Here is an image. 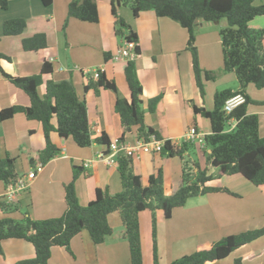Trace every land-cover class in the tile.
Here are the masks:
<instances>
[{
  "label": "crops",
  "instance_id": "1",
  "mask_svg": "<svg viewBox=\"0 0 264 264\" xmlns=\"http://www.w3.org/2000/svg\"><path fill=\"white\" fill-rule=\"evenodd\" d=\"M72 2L54 0L51 6L46 7L41 0H11L7 10H0V53L10 58V61L2 60L0 67L13 77H31L40 74L44 63L52 64L53 73L43 76L39 95H45L49 81L70 83L86 101L94 137L105 133L111 142L120 140L124 129L115 111V103L119 98L130 101L131 91L125 76L128 61H115L114 56L124 48L125 39L116 35L115 18L109 0H97L98 23L69 18L68 9ZM119 15L138 36L140 53L133 62L143 87L142 109L146 125L157 131L162 141H170L176 146L185 143L184 137L192 128L204 137L211 134L210 121L197 111H212L217 92L240 90L234 73L222 75L221 22H199L195 28V47L200 67L214 76L213 80L201 79L204 88L202 94L192 68L188 33L179 23L169 18H159L153 11L142 12L134 18L128 7L120 8ZM12 19L25 20L26 28L22 35H4V24ZM257 19L251 22V27L264 29L256 25ZM37 34L46 35L47 48L38 52L24 51L22 41ZM1 69L0 111L13 106H30L27 94L4 78ZM97 71L115 82L117 91L101 89L97 92L90 89L85 92V86L97 81ZM215 78L219 81H215ZM246 95L251 102L247 108L248 114L258 115L259 134L264 138V89L259 90L251 84L247 87ZM158 97L159 103L154 111H150L149 101ZM234 122L230 123L232 128L235 127ZM51 137L62 154L41 168L17 203L21 205L23 202L22 205L33 219L43 221L63 216L67 209L65 186L73 181L75 167L81 172L75 181L76 197L81 206L93 201L98 189L107 190L111 195L123 191L118 165L108 166L103 161L104 147L93 143L89 148H79L70 138H61L56 133ZM136 140V129L124 136L127 144H133ZM45 146L42 124L28 120L23 114L0 124V154L3 159L10 156L17 160V170L21 176L35 169L31 161L39 157ZM132 161L133 171L140 176L143 186L146 187L150 177L162 170L165 194L169 196L177 190L184 168L179 158H170L161 153H142L133 157ZM185 161L188 167L197 172L195 165L198 163L189 153L184 156ZM220 180L223 182L221 187L232 193L237 187L252 190L253 186L241 175L224 176ZM1 188L3 192L0 198L7 191L4 184ZM257 190H264V187ZM156 216L159 264H168L169 261L192 254L203 241H208L204 244H210L211 239H215L214 236L208 238L215 232L211 226L218 222V226L226 228L225 236L263 227L264 203H187L175 210L169 220L164 219L162 211H157ZM21 217V213L13 215L17 219ZM108 222L113 234L102 245H95L85 231L71 241V252L64 248H53L49 264H130L129 244L120 235L116 236L124 230L120 215L111 214ZM140 223L144 264H154L152 213L143 212ZM232 226H237V229L231 230ZM219 228L218 231H221ZM253 244L254 247L249 251L237 255L239 260L264 257V237ZM2 257L4 261H0V264H18L33 259L35 250L30 243L22 240L5 241Z\"/></svg>",
  "mask_w": 264,
  "mask_h": 264
},
{
  "label": "trees",
  "instance_id": "2",
  "mask_svg": "<svg viewBox=\"0 0 264 264\" xmlns=\"http://www.w3.org/2000/svg\"><path fill=\"white\" fill-rule=\"evenodd\" d=\"M11 0H0V10H7ZM111 13L115 18L116 35L124 41L138 44L136 32L119 15L122 7H128L133 17L146 11H153L159 18H169L179 23L188 33V50L192 55V68L196 82L204 94L201 79L213 80L212 73L203 71L199 64L195 47V28L199 22L220 23L225 20L226 27L220 30L223 54V70L234 73L240 85V90L233 92L224 90L214 97V109L198 110L211 124V134L205 136V149L208 154V164L215 168L218 177L241 175L257 188L264 187V138L259 134V117L248 114L251 104L246 90L249 85L264 89V29H254L251 22L264 17V3L255 6L256 0H109ZM49 7L54 0H41ZM69 18L86 23H98L99 13L97 0H73L68 9ZM26 28L23 19H12L4 24L5 36L22 35ZM127 31V32H126ZM126 32V34H125ZM47 37L37 34L22 41L23 50L38 52L47 48ZM137 54L139 47L135 48ZM108 60V54L105 55ZM10 61V58L0 53V62ZM1 69V67H0ZM2 75L16 88L22 90L30 99V106H13L0 111V124L23 114L28 120L42 124L46 146L36 160H32L34 168L40 164L42 168L62 154L52 141V134H58L64 139H71L79 148H89L96 143L105 148L104 156L109 153L111 141L103 133L94 137L91 130L87 104L67 82L55 83L49 81L46 93L39 95L38 89L44 75L53 73V66L44 63L39 75L31 77H13L1 69ZM97 81L85 86V92L90 89L99 91H117L115 82L97 71ZM125 76L131 91V100L117 99L115 111L120 116L124 129L123 137L136 129L137 138L148 141L151 137L162 141L159 133L145 123L143 107V87L138 79L135 64L129 61ZM242 94L246 103L227 114L223 108L228 99ZM160 98L149 101V110L154 111ZM56 121V124L54 123ZM235 121V127L230 123ZM231 127V128H230ZM193 143L185 142L182 146L165 141L161 155L179 158L183 162V176L177 190L167 196L164 190L163 172L159 170L152 175L145 187L140 176L133 171L132 157L120 155L118 158V173L123 191L111 195L107 190L96 191V197L87 206H81L75 192V181L80 176V169L74 168L73 181L65 186L66 212L62 217L37 221L29 212L22 213V219L13 215L21 212L17 203L8 204L4 197L0 198V254L3 255V243L7 240H22L30 243L35 250V257L21 261L18 264H49L53 248H64L70 251L71 241L83 232H88L95 245H102L106 238L113 234L108 222L111 214L118 213L125 228V238L130 249V264H144L140 215L149 211L152 213L154 239V264H159L156 245L157 211H162L164 219H171L173 212L183 208L190 198L204 196L209 193L223 192L233 194L227 188H210L207 183L213 180L208 175V168L201 169L195 165L197 172L188 167L184 156L189 153ZM37 164V165H36ZM17 170V160L6 156L0 158V182L6 188L16 184L21 179ZM264 237V225L257 230L231 235L219 242L202 244L190 254L181 257L171 264H217L229 258L238 249L252 244ZM236 264H241L236 260Z\"/></svg>",
  "mask_w": 264,
  "mask_h": 264
},
{
  "label": "rangeland",
  "instance_id": "3",
  "mask_svg": "<svg viewBox=\"0 0 264 264\" xmlns=\"http://www.w3.org/2000/svg\"><path fill=\"white\" fill-rule=\"evenodd\" d=\"M263 3H264V0H256L254 5L260 6ZM256 23H257L256 24L257 26L264 27V24H263L264 23V17L258 18L256 20ZM226 25H227L226 21L222 20L220 23V27L224 28ZM195 36H196V33H195ZM225 74L226 73L223 71L222 75H225ZM223 77H226V76H223ZM202 79H203V81H206L204 74L202 76ZM216 80L219 81L217 78H215V81ZM208 154H209V151L206 150L205 147L202 148V145L199 144L198 142L195 144V147L191 148V150L189 151V155L198 163V165L201 169L208 168V165H209L208 164ZM0 158L3 159L1 154H0ZM217 174H218V172L215 168H213L211 166L208 168V175L213 177V180L207 183L208 187L216 188V189L222 188L221 185L223 182H221V180H220L221 177H218ZM243 179H245V178H243ZM245 181L247 182L246 179H245ZM2 185L3 184L0 183V194H2V192H3L2 188H1ZM251 187H252L251 188L252 190H250L248 188H244V187H237L236 189H234L236 191L233 192V194H235V195H231V194H227V193H223V192H221V193L218 192V193H209V194L204 195V196H196V197L190 198L187 203H264V190H257V188L255 186H251ZM19 197H20V195L17 197L16 201H14L13 203H17ZM22 203L23 202H21V205L18 204L19 207L21 208V212H20L21 214L25 213V211H27V210H25L24 205H22ZM17 213H19V212H17ZM3 218H4V216H2V214L0 213V219H3ZM156 218H157V216H156ZM15 219H17V218H15ZM19 219H22V217ZM218 224H219V222L216 223L215 226H211V227H214L215 232H214V234L209 235L208 238L214 236L213 238H215V239H211L212 242H210V243L219 242V241H221L224 238L229 236V235H226V236L223 235V234H225L224 232H225L226 228L223 225L218 226ZM123 228H124V226H123ZM218 228L221 229V231H218ZM259 228H262V227L251 228L248 231L257 230ZM230 229L236 230L237 226H232V227H230ZM119 235L121 236V239H124L125 241H127L125 236H124L125 235V228H124L122 234H121V232L116 234V236H119ZM12 240H15V239H12ZM12 240H7V241H12ZM203 242L207 243L208 241H203ZM127 243H128V241H127ZM204 243H202V244H204ZM253 245L254 244L252 243V244L247 245L244 248L238 249L237 251L234 252V254L232 255V258L229 257L226 260L219 262L218 264H236V260L237 259L239 260V258H240L237 255H242L241 253H246L247 251H249V249L254 247ZM236 253H239V254H236ZM176 260H178V259H176ZM176 260H174V261H176ZM0 261H4L2 254H0ZM174 261H169L168 264H171ZM240 262H241V264H258V263L264 262V257H256L254 259L246 258V259H243L242 261L240 260ZM6 264H8V262H6Z\"/></svg>",
  "mask_w": 264,
  "mask_h": 264
},
{
  "label": "built area",
  "instance_id": "4",
  "mask_svg": "<svg viewBox=\"0 0 264 264\" xmlns=\"http://www.w3.org/2000/svg\"><path fill=\"white\" fill-rule=\"evenodd\" d=\"M138 45L135 42L124 41V48L120 49L114 56L115 61H133L138 57L135 52V48ZM246 103V98L242 94H237L228 99L224 105V112L227 114L232 113L237 107ZM233 123V121L231 122ZM235 123V122H234ZM184 141L187 143L196 144L197 142L204 147L205 137L197 132L196 129H190L185 137ZM165 141H159L155 137H151L148 141L143 139L136 140L133 144H127L120 140L111 142L109 146V153L103 157V161L108 166L118 165V158L120 155H126L128 157H135L142 153H158L160 154L164 148ZM86 166V165H85ZM42 166L38 164L34 170L30 171L26 176H23L19 181L7 187V191L4 194V198L8 204H12L16 201L17 197L28 190V186L33 181Z\"/></svg>",
  "mask_w": 264,
  "mask_h": 264
}]
</instances>
